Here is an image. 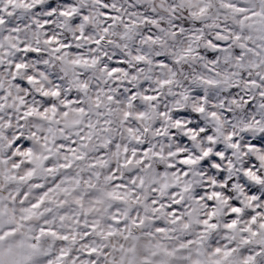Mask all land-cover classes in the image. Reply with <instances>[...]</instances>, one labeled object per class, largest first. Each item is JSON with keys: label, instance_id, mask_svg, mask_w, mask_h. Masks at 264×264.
Returning <instances> with one entry per match:
<instances>
[{"label": "snow or ice", "instance_id": "6c2138e0", "mask_svg": "<svg viewBox=\"0 0 264 264\" xmlns=\"http://www.w3.org/2000/svg\"><path fill=\"white\" fill-rule=\"evenodd\" d=\"M0 264H264V0H0Z\"/></svg>", "mask_w": 264, "mask_h": 264}]
</instances>
